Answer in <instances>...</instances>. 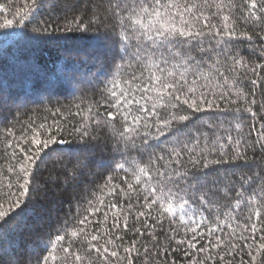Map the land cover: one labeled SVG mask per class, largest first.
<instances>
[{
	"label": "snow or ice",
	"instance_id": "snow-or-ice-1",
	"mask_svg": "<svg viewBox=\"0 0 264 264\" xmlns=\"http://www.w3.org/2000/svg\"><path fill=\"white\" fill-rule=\"evenodd\" d=\"M36 6L37 0H25L12 18L5 15L0 19V29L21 28ZM98 9L88 24L74 17L71 23L75 29L66 25L63 31H86L93 23L108 25L116 48L113 54L121 50L127 54L132 46L139 67L129 73L132 63L116 65L112 78L102 81L101 101L87 103L81 98L73 106L75 112L69 109L68 115L80 117L79 126H73L69 134L88 142L98 139V132L108 130L116 151H139L147 155V162H132L131 182L127 175L123 177L126 187L114 184L113 177L108 176L99 194L91 193L85 210L88 215L64 228V234L56 235L47 255L38 258L37 264H134V253L137 257L143 253L144 264H148L150 256L160 254L155 231L165 220L170 225L179 220L183 232L170 227L167 239L170 244L175 242L185 257H198L189 259L188 264H217V260L232 264L226 257L238 250L247 256V260L241 256L240 264H264V160L251 175L236 177L225 169L223 177L211 178L218 165L247 161L248 152L257 147L264 153V99L257 98V86L264 87V62H248L234 43L257 37L264 41V0H107ZM7 12L10 8L0 4V14ZM33 31L47 35L61 29L45 25ZM10 38L7 33L0 36L4 41ZM205 38L214 45L204 46ZM261 52L264 54V46ZM103 55L106 53L96 57L97 79L107 75ZM212 57L215 59L208 63ZM187 109L222 115L211 117L216 122L208 124L207 131L197 127L194 135L187 123L190 115L184 114ZM55 114L67 120L59 109ZM247 118L250 121L245 123ZM53 127L56 133L65 130L58 121L53 126L29 122L30 134H22L15 141L11 159L17 162L8 165L12 176L4 177L8 196L0 203V230L26 211L22 205L50 145L66 142L56 139ZM161 137L166 140L161 141ZM150 140L166 144L162 149L166 155L158 154L155 149L159 144H150ZM185 157L192 168L205 170L203 176L189 180ZM119 169L129 172L123 163ZM231 193L236 196L234 208L244 206L243 223L229 212L223 221L217 216L213 227L211 222L205 224L208 217L197 220L186 211L197 203L211 212L215 199L227 200ZM129 217L137 223L142 220L141 226L134 223L131 231L150 237L152 249L136 239L125 244L124 236L114 231H128ZM152 220L155 222L150 223ZM233 220L236 227L230 223ZM220 223L230 231L225 233ZM202 225L206 232L198 231ZM201 239L206 243L198 247ZM162 250L167 253L169 248ZM163 264L175 261L165 260Z\"/></svg>",
	"mask_w": 264,
	"mask_h": 264
},
{
	"label": "trees",
	"instance_id": "trees-1",
	"mask_svg": "<svg viewBox=\"0 0 264 264\" xmlns=\"http://www.w3.org/2000/svg\"><path fill=\"white\" fill-rule=\"evenodd\" d=\"M24 2L25 0H0V4L10 8V12L0 14V19L5 15L12 18L15 10L22 7ZM102 2L106 4L107 0H37L33 14L25 20L21 28L0 29V36L7 33L11 37L7 41L0 39V203L5 202L4 198L8 196V180L4 179L5 176H12L7 172L8 165L17 162L11 159L15 141L19 140L22 134H30L27 130L29 122H45L53 126L54 121H58L65 130L56 133L53 127V135L57 140L66 141L63 144L50 145L49 155L44 157V163L38 164L26 204L22 205L26 211L0 230V264H37L38 258L47 255L56 235L64 234V228H70L76 219L88 215L85 210L88 208V202L92 200L91 193L99 194V188L108 176L113 177L114 184L126 187L123 177L127 175L131 182V171L134 167L132 162L135 160L141 165L147 162V155L139 151H116L108 130L98 132V139L88 142L82 141L76 134H69L73 126H79L80 120L79 116L68 115L69 109L75 112L73 106L80 103L81 98L87 103L101 101V90L104 88L102 81L112 78L116 65L132 63L134 67L128 70L129 73L139 67L133 55L134 47L129 46L127 54L122 50L119 54H113L116 48L113 44L114 38L108 35V25L93 23L86 31H63L66 25L75 29V25L71 23L74 17L88 24L93 13L99 11L98 5ZM45 25L58 27L61 31L47 35L33 31ZM214 43L208 38L204 40L206 47ZM234 43L240 55L246 57L248 62H264V54L261 52L264 41L259 37L253 41L242 39ZM101 53H106L101 59L105 62L107 75L97 79L99 62L96 57ZM121 55L124 56L123 59ZM193 55L196 53L193 52ZM214 59L215 57H212L208 63ZM257 98L264 99V87L257 86ZM57 109L65 114L67 120L55 114ZM184 114L190 115L187 123L194 135L197 127L203 126L202 130L207 131V125L216 122L211 117L222 115L217 112H194L190 109ZM245 116L247 117V114ZM249 121L250 118H247L245 123ZM10 132L14 135H9ZM160 140L165 141L166 138L161 137ZM139 143L140 140H137V144ZM149 143L159 144L156 152L166 155V152L162 151L166 144L154 140ZM261 160H264V153L257 147L254 152H248L247 161L240 160L216 166L217 171L212 173L211 178L223 177L225 169L234 172L236 177L242 174L251 175L258 171ZM121 163L129 169L128 173L119 169ZM185 166L189 171L190 181L203 176L205 171L192 168L187 163V157ZM12 191L17 190L13 187ZM235 199V193H231L227 200L218 197L213 201L215 208L211 212L198 207L197 203H193L191 209L186 208V211L197 220L202 216L208 217L205 224L211 222L213 227L216 226L217 216L223 221L229 212H233L235 218L243 223L246 212L243 205L239 210L234 208ZM117 202L126 204L128 201ZM132 202L135 204V196L132 197ZM136 207L138 209L139 205ZM216 208H219V212ZM134 223L140 227L142 220L137 223L129 217L128 231L125 232L122 228L114 231H119L124 236L125 244L136 239L152 249L153 242L150 237H140L131 231ZM230 223L236 227L235 220ZM170 227H176L183 232L179 220L176 225H170L167 220L163 225H157L155 235L160 241V254L150 256L148 264H163L165 260L175 261V264H188L189 259L198 258L196 255L185 257L183 252L177 249L175 242L169 243L167 236ZM220 227L224 228L225 233L230 231L223 223H220ZM198 231L206 232L207 229L202 225ZM180 238L177 236V239ZM205 243L206 241L201 239L197 246ZM76 246L74 244L73 248ZM139 246L138 243L137 247ZM165 247L169 248L167 253L162 250ZM212 255L216 257L215 249ZM199 256L202 257L203 254ZM241 256L247 260V256L239 250L226 258L231 259L232 264H240ZM133 259L134 264H144L143 253L140 257L134 253ZM217 264L221 262L217 260Z\"/></svg>",
	"mask_w": 264,
	"mask_h": 264
},
{
	"label": "rangeland",
	"instance_id": "rangeland-1",
	"mask_svg": "<svg viewBox=\"0 0 264 264\" xmlns=\"http://www.w3.org/2000/svg\"><path fill=\"white\" fill-rule=\"evenodd\" d=\"M85 85H87V84L85 83ZM34 100L37 101V98H35Z\"/></svg>",
	"mask_w": 264,
	"mask_h": 264
}]
</instances>
